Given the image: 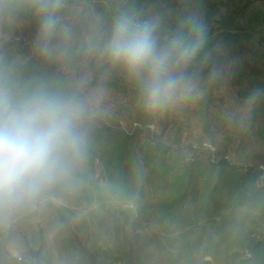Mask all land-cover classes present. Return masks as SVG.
Segmentation results:
<instances>
[{"label": "trees", "instance_id": "1", "mask_svg": "<svg viewBox=\"0 0 264 264\" xmlns=\"http://www.w3.org/2000/svg\"><path fill=\"white\" fill-rule=\"evenodd\" d=\"M121 1L139 21L176 29L173 12L180 0ZM199 1L208 32L227 20L264 18V0ZM8 19L2 11V33L14 28L7 34L13 40L0 39V62L16 79L51 84L53 94L85 106L86 148L69 174L90 183L81 170L86 162L100 179L131 186L153 238L154 264H264V36L258 48H246L242 73L233 74L212 49L204 52L185 70L189 93L150 110L138 77L129 86L107 88L110 65L101 64L106 47L89 46L86 11H69L51 33L42 31L44 15L36 3L30 16ZM62 26L69 31L66 46L57 37ZM62 222L83 258L98 264L72 224ZM126 227L127 220L114 227L122 243L120 264H146L138 254L139 233L128 234ZM173 238L182 240L178 251L168 246Z\"/></svg>", "mask_w": 264, "mask_h": 264}, {"label": "rangeland", "instance_id": "2", "mask_svg": "<svg viewBox=\"0 0 264 264\" xmlns=\"http://www.w3.org/2000/svg\"><path fill=\"white\" fill-rule=\"evenodd\" d=\"M180 3L181 8L173 12L175 30L165 29L158 23L157 35L161 42L174 35H186L182 25L189 18L200 22L203 8L201 1L180 0ZM34 6L35 0H0V19L2 11L10 21L16 14L30 16ZM73 9L86 11L91 17L87 25L91 48L100 45L106 47L119 17L129 16L138 20L129 3L121 0H61V6L55 12L56 21H64ZM248 25L251 30L245 29ZM13 28L10 24L4 35L0 25V39L13 40L11 36L7 37ZM68 32L62 26L57 35L63 46L67 45ZM263 36V17L242 24L227 20L219 28L208 32L207 43L196 60H200L204 52L212 49L233 74L242 73L240 59L245 55L246 48H258ZM101 64L110 65L106 79L108 89L129 86L133 81V75L123 64L114 62L107 49ZM0 86L18 98L37 91L55 95L50 92L51 84L41 81L37 85L35 82L27 84L20 81L1 62ZM81 170L90 179V183L86 184L68 173L35 199L9 213L0 214V264H36L28 245L40 254L42 264H89L83 258L73 232L62 222V218L72 224V229L97 257L98 264H120L122 243L114 227L127 220L126 232H137L141 237L138 254L143 263H155L157 252L153 238L134 206L135 194L131 186H120L100 179L99 171L92 173L86 162L82 163ZM195 216L201 217L198 212H195ZM173 237L179 238V232H175ZM174 238L168 246L178 251L182 240Z\"/></svg>", "mask_w": 264, "mask_h": 264}, {"label": "clouds", "instance_id": "3", "mask_svg": "<svg viewBox=\"0 0 264 264\" xmlns=\"http://www.w3.org/2000/svg\"><path fill=\"white\" fill-rule=\"evenodd\" d=\"M44 15L42 31L56 27L61 0H35ZM158 21L121 16L106 49L141 81L146 106L159 110L191 90L185 70L200 55L208 39L204 22L189 18L185 34L161 42ZM218 69L213 66L212 75ZM85 106L42 91L14 96L0 86V214L35 199L69 173L86 148Z\"/></svg>", "mask_w": 264, "mask_h": 264}]
</instances>
